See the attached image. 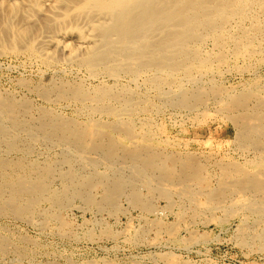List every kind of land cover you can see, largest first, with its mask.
I'll list each match as a JSON object with an SVG mask.
<instances>
[{"label":"bare ground","instance_id":"1","mask_svg":"<svg viewBox=\"0 0 264 264\" xmlns=\"http://www.w3.org/2000/svg\"><path fill=\"white\" fill-rule=\"evenodd\" d=\"M5 1L9 2V14L5 18L12 22L18 20L17 29L25 42V48L23 45L22 48L26 54L40 59L50 68L64 61L85 69L94 81L103 80L101 83L106 86H109L106 84L109 80H113L114 86H117L123 76L136 80L146 75L148 84L175 108L194 110L205 105L209 95H225V91L217 86L190 92L185 89L184 81L197 85V75H208L210 72L213 75V64H225L229 51L236 58L258 63L264 61V0H0V6ZM73 38L76 39L74 45L68 42ZM207 42L213 43L217 50L215 55H204L203 46ZM179 74H184L185 79H180ZM76 86L52 87L37 95L47 104L61 100H70L83 106L90 104L92 113L108 116L111 121L75 122L57 117L46 109H41L39 117L35 119L32 118V101L18 102L0 95V149L7 152L13 150L15 153V149H28L31 143L42 137L48 143L66 147L60 164L69 167L67 172L57 174L63 182V188L58 192L50 189L51 179L56 178V166L37 170V180L26 179L22 177L24 174L15 180L8 178L9 181L4 184L7 189H0V214L23 217L37 211L45 201L51 203L50 206L56 212L70 207L76 199L83 200L89 206L96 205L101 210H113L118 199L128 194L130 203L145 212H155L158 219L153 225L158 230L164 229L166 225L159 224L163 223L159 219L163 213L159 214L152 200L142 198L140 189L148 188L151 193L159 191L161 198L168 200L171 194L163 188L165 184L180 186L181 194L189 193V183L201 180L203 168L190 155L180 158L177 154L163 152L147 134L143 144L131 147L112 136H133L132 118L139 109L134 92L131 94L125 89L114 90L104 86L87 90L82 87L83 83ZM165 86L172 90L167 92ZM227 106L228 113L233 114H230L231 121L237 128L236 142L244 150H254L257 157L250 163L255 167H250L249 162L222 166L219 189H211L209 200L213 202L214 208L222 189L238 192L247 197L242 206L245 211L256 216L264 214V96L255 84L243 95L240 93L239 97L231 99ZM22 117L26 119L22 121ZM90 154H97L101 158L100 163L105 162L111 169L114 168L111 174L100 175L96 170L98 161L89 158ZM7 159L0 158V171L9 169L7 167L10 165L20 169L21 164ZM125 164L127 169L121 167ZM38 167L41 168V165ZM160 184L162 187L159 188ZM97 186H101L105 192L99 203H95L92 198ZM8 246L5 236H0V258L7 256Z\"/></svg>","mask_w":264,"mask_h":264},{"label":"rangeland","instance_id":"2","mask_svg":"<svg viewBox=\"0 0 264 264\" xmlns=\"http://www.w3.org/2000/svg\"><path fill=\"white\" fill-rule=\"evenodd\" d=\"M8 6L9 2L7 1L0 6V95L4 98H13L12 100L18 102L32 101L34 107L32 118L35 119L39 117L41 109H46L58 115L57 117L66 118V120L82 121V123L93 120L105 123L111 121L110 117L92 113L89 108L92 106L90 104L83 106L70 100L47 104L38 95L52 87H77L76 85L82 83L84 84L82 87L87 90H95L104 86L114 90L125 89L127 92L129 91L128 93L134 92L135 103L141 110L137 109L132 118L133 136L127 137L118 134H112V136L129 147L143 144V140L148 136L156 146H159L167 154H177L180 158L190 155L203 170L201 180L189 183V193L181 194L180 186L165 184L163 188L171 194V198L168 200L161 198L159 191L151 193L148 188L140 189L142 198L152 200L155 208L159 209V214L163 213L159 216L163 223L159 224L166 226L164 229H159L160 231L153 225L154 221L158 219L156 213L145 212L130 203L128 194H124L118 199L117 209L113 210L111 208L101 210L96 205L89 206L83 200L76 199L70 207L55 210L56 212L50 206L51 203L45 201V204H41V209L38 207L40 210L37 208L34 213L23 217H12L13 215L9 213V216L0 214V236L3 238L5 236L11 247L8 246L7 256L0 258V264H264V239L262 238L264 235V214H257V217L256 214L245 211L242 206L247 197L239 195L238 192L222 189L223 192L217 197V205L214 204V208L213 202L209 200L211 197H208L211 196V189H219L222 166L249 162L250 167H255L250 163L256 159L257 153L254 150H244L237 143V128L231 121L230 117L233 114L228 113L230 111H228L227 105L231 99L239 97L240 93L243 95L255 84L259 86L264 96V61L258 63L254 60L247 61L236 58L229 51L225 64L221 66L213 64L214 67L211 70L213 75L211 72L206 74L207 77L206 75H197L199 79L197 85H192L190 82L189 85L187 81H184L188 84L184 83L185 89L190 92L217 86L225 91V95L223 97L209 95L205 105L194 110L175 108L162 98L154 87L148 84L146 75L136 80L123 76L117 86H114L113 80L106 81V84L109 85L106 86L101 83L103 80L94 81L85 69H80L64 61H61L60 65L57 64L50 68L40 59L26 54L22 48V45L25 48V42L22 41L23 38L17 29L18 20L12 22L5 18L9 14ZM8 29L9 32L5 33ZM75 41L76 39L73 38L68 42L74 45ZM203 52L206 56L215 55L217 50L212 42H207L203 46ZM179 76L182 80L185 77L184 74H179ZM100 79L107 78L100 77ZM29 80L30 82H26ZM168 87L165 86L167 92L172 90L171 87ZM222 109H224L223 112ZM25 119L21 118L22 121ZM39 139L31 143L28 149H15V153L13 150L7 152L4 151L5 149H0L3 154H0V158L7 159L9 156L8 161L21 164L20 169H16L13 165L7 167L8 171L4 170L7 174L0 171V183H2L0 189H7L4 184L9 179L15 180L24 174L22 177H26V179L37 180L39 177L37 170L56 166V178L51 179L53 181H50V189L54 190L53 192L62 190L63 182L57 174L58 172H67L69 169L68 165L60 164L66 147L48 143L42 137ZM96 155L90 154L88 157L98 161L96 167L98 173L100 175L111 174L114 168L111 169L105 162L100 163L101 158ZM40 165L41 168H37ZM121 167L127 169L126 164ZM22 168L23 170H21ZM29 174L31 178H29ZM161 185L159 188L162 187ZM94 190L92 198L96 201L95 203H99L105 192L101 186H97ZM121 203L122 205H120ZM170 228L173 230L170 231ZM142 231H146V234ZM23 240L25 243L22 242ZM11 243L16 244L12 245ZM22 250L24 251L22 252Z\"/></svg>","mask_w":264,"mask_h":264}]
</instances>
